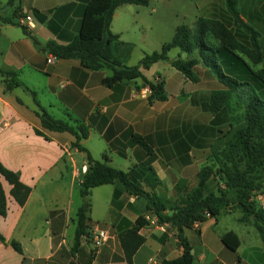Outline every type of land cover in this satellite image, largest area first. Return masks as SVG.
I'll return each mask as SVG.
<instances>
[{
    "label": "crops",
    "instance_id": "crops-1",
    "mask_svg": "<svg viewBox=\"0 0 264 264\" xmlns=\"http://www.w3.org/2000/svg\"><path fill=\"white\" fill-rule=\"evenodd\" d=\"M6 2L0 0V69L15 75L6 78L0 74V163L17 172L30 193L19 205L10 194L11 185L0 174L7 206L6 215L0 216L4 237L0 240V264H129L118 231L146 215L142 212L146 200L129 194L118 180L93 187L90 231L99 227L110 235L97 250L91 236H83L73 248L86 155L74 146L71 133L42 127L37 104L53 118L82 124L88 133L79 143L92 158L105 157L114 168L132 170L145 190L178 201L197 184L200 168L210 163L213 150L221 145L226 122L223 115H214L204 105L210 93L222 85L201 62L194 68L197 81H191L168 61L159 60L141 68L147 80L163 81L166 97L158 99L151 89L144 90L147 84L140 77L112 81L110 67L90 69L78 58H58L49 64L46 59L51 53L43 46L49 41L66 45L73 39L86 0ZM191 2L193 23L198 17L219 21L225 17L229 27L248 38L235 27L225 0ZM237 3L242 20L259 33L264 53V0ZM141 6H118L110 23L118 42L131 47L124 62L130 66L136 39H144L147 31L153 30L150 21L144 23ZM23 13L31 16L33 29L19 24L18 16ZM171 29L173 35L175 26L167 32ZM173 49L176 54L171 56ZM173 49L168 53L170 59L187 57ZM10 79L18 84L6 89ZM134 135L142 137L145 146L133 141ZM159 187L165 194L159 193ZM208 221L217 223V219L208 218L184 229L196 264H264L263 242L253 223L244 222L251 227H203ZM228 230L239 239L234 251L221 241ZM139 233L144 242L133 254L132 264H161L182 254L177 231L171 225L160 231L147 221ZM11 240L19 243L21 252L10 245Z\"/></svg>",
    "mask_w": 264,
    "mask_h": 264
},
{
    "label": "trees",
    "instance_id": "trees-1",
    "mask_svg": "<svg viewBox=\"0 0 264 264\" xmlns=\"http://www.w3.org/2000/svg\"><path fill=\"white\" fill-rule=\"evenodd\" d=\"M14 1L7 0L6 4L12 5ZM122 4L147 6L149 0H86L80 28L73 39L66 45L49 41L43 49L58 58H78L90 69L110 67L113 70L112 81L140 77L158 99L166 97L163 81L159 78L156 82L147 80L141 68L146 69L159 60H166L187 79L197 81L194 68L201 62L222 85V89L210 93L204 107L218 117L223 115L226 129L220 137L221 145L210 156V163L200 168L197 184L183 198L169 204L164 196L145 190L132 170L114 168L106 163L105 157L102 160L92 158L79 143L88 133L82 124L53 118L37 104L42 127L71 133L75 137L74 146L86 155V170L79 184L81 204L76 213L73 248L78 246L83 236H91V189L118 180L129 194L146 200V212L176 229L182 254L177 258L164 259L161 264H196L184 229L191 228L195 222L199 224L208 218H216L222 212L236 209L241 212L238 220L253 223L258 231L264 254V208L257 207L255 202L257 194H264V67L254 68L263 59L259 33L242 20L237 0H225L235 27L247 33L246 42L238 40L234 29L224 22L198 17L193 28L187 24L177 25L171 39L164 42L159 50L145 53L137 64L130 66L124 62L130 56L131 47L118 42L117 35L110 30L113 13ZM173 48H177L179 53L184 52L187 57L178 55L170 59L168 53ZM0 74L11 78L15 72L0 69ZM17 84L16 80L10 79L6 81L5 88L11 89ZM133 141L145 146L139 135H134ZM0 174L11 185V196L23 205L30 188L20 181L17 172L1 163ZM6 211V197L0 183V216H5ZM146 223L145 217L139 215L133 223L118 231L124 258L129 264H132L133 254L144 242L139 230ZM0 240H4L1 234ZM221 241L232 251L239 245L238 236L232 230L226 231ZM9 243L21 252L17 241Z\"/></svg>",
    "mask_w": 264,
    "mask_h": 264
},
{
    "label": "rangeland",
    "instance_id": "rangeland-1",
    "mask_svg": "<svg viewBox=\"0 0 264 264\" xmlns=\"http://www.w3.org/2000/svg\"><path fill=\"white\" fill-rule=\"evenodd\" d=\"M143 9L142 19L144 23L150 21L151 26H153L152 31H147V36L144 39H136L135 43L137 46L134 48L129 64H137L140 58L145 53H151L160 49L162 41L166 42L170 40L172 31L167 32V28L176 27L180 24H187L189 27L193 28L194 23L192 14L194 13V8L192 6L191 0H149L147 6H141ZM154 8L155 12H151V9ZM226 25H230V22L223 17L221 19ZM236 38L238 40L244 41L245 34L242 31H236ZM263 43V42H262ZM144 51V53H142ZM176 50L173 49L170 51V55L174 56ZM263 59L261 62L254 65L255 69L264 67V53H262ZM249 61V60H248ZM250 64H252L249 61ZM159 193L165 194V192L159 187ZM170 203H174L175 200H169ZM255 202L257 207L264 208V194H257L255 197ZM147 213L145 208L142 211ZM241 212L239 209H236L232 212H222L216 216L217 223L214 224V221L206 222L203 227H251L250 224H245L238 220ZM256 231V230H255ZM259 235V234H258Z\"/></svg>",
    "mask_w": 264,
    "mask_h": 264
},
{
    "label": "built area",
    "instance_id": "built-area-1",
    "mask_svg": "<svg viewBox=\"0 0 264 264\" xmlns=\"http://www.w3.org/2000/svg\"><path fill=\"white\" fill-rule=\"evenodd\" d=\"M18 20H19L18 21L19 24H21L26 30H31L34 28V23H33L32 18L29 14L23 13V14L19 15ZM57 60H58V57L51 53L48 55L46 62L49 64H52V63L56 62ZM148 89H150V88L147 85L144 88V90H148ZM85 170H86V166L83 167L84 172H85ZM144 217L150 225L156 227L160 231H165L166 227L170 225L167 222H159L157 217L152 215L149 212L146 213V215H144ZM193 225L197 226L198 223L195 222ZM109 235H110V233L106 229L99 228V227L93 228L91 230V241H92V244L94 246V249L97 250L98 247H100V245L108 239Z\"/></svg>",
    "mask_w": 264,
    "mask_h": 264
}]
</instances>
